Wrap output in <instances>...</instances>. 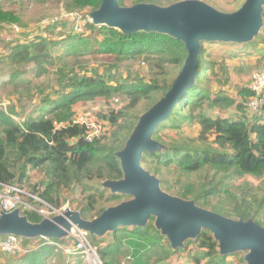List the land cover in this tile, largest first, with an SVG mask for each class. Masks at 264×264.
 <instances>
[{"label":"trees","instance_id":"trees-1","mask_svg":"<svg viewBox=\"0 0 264 264\" xmlns=\"http://www.w3.org/2000/svg\"><path fill=\"white\" fill-rule=\"evenodd\" d=\"M58 1L71 11L82 13L86 19L85 32L71 33L60 42L36 36L28 42L11 45L5 60L10 68L6 83L14 92L21 93L19 91L23 88L25 91L30 88L31 83L21 78L30 66L37 77L47 74L49 67H56L58 89L53 98L46 95L23 121L15 109L0 111V184L24 187L30 173L38 171L42 180L33 188L34 194L47 204L58 207L57 199L64 192L79 191L81 218L91 220L110 203L117 205L129 199L126 195L111 194L100 184L122 178L115 153L124 147L138 121L137 106L142 100L153 98L147 111L166 94L176 77H170L167 69L173 67L180 71L187 52L180 41L165 34L137 32L126 36L114 29L93 25L87 16L99 8L101 0ZM125 1L118 0L120 6H125ZM129 1L130 6L156 2ZM18 23L20 19L15 13L0 8V27ZM69 23L63 20L51 27ZM59 45H62L61 52L54 56L52 48ZM90 56H108L116 61L142 58L153 70L148 78L134 82L114 81L112 84L97 72L81 75L72 68L68 69L69 61ZM212 67L201 46L194 84L152 135L164 149L145 153L141 165L160 180L161 189L168 194L193 200L198 207L226 218L252 219L264 227V105L259 114H249L246 102L243 106L235 105L239 109L235 116L212 117L203 112L205 102L216 108L233 106L228 96L221 93L210 96L209 89L203 85ZM203 68L206 73L200 76ZM240 94L248 99L247 103L255 96L249 87ZM118 96L128 103L107 115L96 114L112 129L109 136L86 143L84 128L72 124L73 107L97 98ZM189 121L199 126L196 140L164 141L162 133L165 130L181 129ZM247 177L254 178L258 184L254 186L248 180L235 184ZM22 215L31 223L41 221L33 212H23ZM149 223L144 228H119L111 233V241L97 249L101 264H120L117 259L122 256L132 258V264H171L172 259L175 261L180 255L185 256L181 264H233L227 261L229 256L218 255L217 243L207 230H203L194 241L195 250L189 248L193 242L187 241L184 249L173 251ZM23 241L28 243L30 240ZM48 241L59 243L55 239ZM39 243L35 250L25 249V254L18 260L12 261L7 256L9 258H5L3 264H43L45 257L57 252V246L40 239ZM239 263L244 264L242 259Z\"/></svg>","mask_w":264,"mask_h":264},{"label":"water","instance_id":"water-1","mask_svg":"<svg viewBox=\"0 0 264 264\" xmlns=\"http://www.w3.org/2000/svg\"><path fill=\"white\" fill-rule=\"evenodd\" d=\"M264 0H245L233 13H222L200 0H183L165 7L139 3L120 6L118 0H101L88 18L95 26L114 29L123 35L137 32L165 34L180 41L187 52L183 66L166 94L141 114L124 147L115 153L122 178L106 180L100 186L128 200L107 207L98 217L84 220L65 208L61 213L31 223L19 209L0 211V235L24 240H62L75 233L102 238L119 228L153 227L175 251L184 249L207 230L217 243L218 255L243 254L245 264H264V227L254 220L226 218L198 207L193 200L172 196L160 187V180L146 171L145 153L164 147L152 138L157 127L172 113L183 94L194 84L202 43L242 45L258 36L263 25Z\"/></svg>","mask_w":264,"mask_h":264},{"label":"rangeland","instance_id":"rangeland-1","mask_svg":"<svg viewBox=\"0 0 264 264\" xmlns=\"http://www.w3.org/2000/svg\"><path fill=\"white\" fill-rule=\"evenodd\" d=\"M179 1L183 0H156L154 4L165 7ZM200 1L210 5L219 12L228 14L238 10L245 0ZM130 4L129 0H126L124 3L125 6H130ZM0 8L5 12L15 13L20 19V24L0 27V111L9 112L15 109L17 113L19 112L20 119L22 120L29 114H32L46 95L52 98L55 96L54 92L58 89L56 83L57 68L49 67L47 74L37 77L30 66L25 75L21 77L31 83L30 88H27L26 91L23 88V90L19 91L21 93L14 92L12 86L6 83L10 68L5 63V60L9 54L11 45L17 42H28L36 36L60 42L71 33L85 32L86 19L82 17V13L67 9L64 4L58 0H49L43 3L37 0H0ZM63 20H67L70 23L65 26H57V28L51 27L53 23ZM252 42L255 44L254 46L202 43L206 59L211 60L213 64L212 72L208 74L206 82H202L203 85L209 89L210 96L215 93H221L228 96L233 102V106L230 108H216L211 106L209 102H205L203 112L212 117L235 116L239 110L235 108V105L243 106L245 102L246 105L248 104L246 101L248 99L245 100L240 92L249 87L252 75L255 72L264 73V8L262 28L258 36L255 37ZM61 48L62 45L52 48L54 56L61 52L59 51ZM78 60L79 61L76 60L75 62L69 61L68 69L72 68L76 73L81 75L90 74L92 71L97 72L99 75L107 78L112 84H114V81L120 83L125 80L134 82L141 78H148L151 76L153 70L148 61L142 58L129 61H116L108 56H90L82 57ZM167 72L168 75L173 78L177 76L180 71L178 68L170 67L167 69ZM205 73V68L200 70V76L205 75ZM261 97L262 100H264V93ZM152 99L153 98L142 100L137 106L135 113L139 115L143 114L151 104ZM127 103L128 100L119 96L111 99L97 98L87 103L75 105L73 107V117L81 116L82 114L95 116L100 122L105 124L104 129L106 128V131L104 136L108 137L112 129H110L106 121L101 120L96 114L107 115L111 110H119ZM195 113H197V111ZM198 134L199 126L190 121L182 125L181 129H167L162 133L166 143L180 139L183 140L185 138L196 140ZM41 180V174L38 171H32L29 175V179L23 186L27 192L30 191V193L34 194L32 190ZM245 180H248L254 186L258 184V181L251 177L241 179L235 182V184H241ZM57 200L59 203L58 207L48 204L55 209L56 213H54V215L61 213L65 208H69L71 211L75 212L81 209L79 191H75L71 194L64 192ZM114 204L115 203H110L109 205L113 206ZM21 214H23V212H21ZM149 224L153 226V219ZM84 238L87 243H85V246L89 245L91 247L95 254L94 256L101 264L97 249L103 248L111 241V234H107L102 238L95 237V239H93L85 233ZM23 240L24 239L20 238V242H22V252L13 256L0 253V264H3L6 260L5 258L9 257L12 261L18 260L25 254V249L35 250L37 246L41 244L39 243V239L30 240L28 243H24ZM79 241L80 237L78 233L60 240L57 244V252L45 257L43 264H89L86 257L81 253L82 251L76 249ZM191 242H193V244H190L191 246L189 248L195 250V243L194 241ZM184 257V255H180L175 261L172 259L171 264H181L184 262ZM241 259L243 260V254L236 253L235 255L229 256L227 261L233 264H240L239 260ZM117 261H119L120 264H132V258L128 256L119 257ZM150 264H153V262Z\"/></svg>","mask_w":264,"mask_h":264},{"label":"built area","instance_id":"built-area-1","mask_svg":"<svg viewBox=\"0 0 264 264\" xmlns=\"http://www.w3.org/2000/svg\"><path fill=\"white\" fill-rule=\"evenodd\" d=\"M249 89L255 94L246 105V110L249 114H259L264 105L261 95L264 93V73L255 72L252 75ZM23 121V120H21ZM72 124L84 128L83 140L86 143H91L94 140L100 139L105 135V124L100 122L95 116L82 114L72 118ZM36 195V194H35ZM27 192L24 187L17 185H2L0 184V211L10 212L19 209L21 212H33L41 219L55 216V209L49 206L37 195ZM80 241L76 249L86 257L90 264V260L95 261V264L100 262L94 256L89 245L85 246V233H78ZM45 239L47 244L56 245L54 242ZM20 238L13 235H0V253L6 255H15L22 252ZM87 244V243H86ZM95 257V258H94Z\"/></svg>","mask_w":264,"mask_h":264},{"label":"bare ground","instance_id":"bare-ground-1","mask_svg":"<svg viewBox=\"0 0 264 264\" xmlns=\"http://www.w3.org/2000/svg\"><path fill=\"white\" fill-rule=\"evenodd\" d=\"M78 233V232H77ZM82 233V232H81ZM90 264H95V261L90 260Z\"/></svg>","mask_w":264,"mask_h":264}]
</instances>
